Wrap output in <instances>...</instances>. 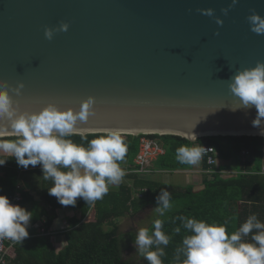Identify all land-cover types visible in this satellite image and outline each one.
<instances>
[{"label":"water","instance_id":"95a60500","mask_svg":"<svg viewBox=\"0 0 264 264\" xmlns=\"http://www.w3.org/2000/svg\"><path fill=\"white\" fill-rule=\"evenodd\" d=\"M0 0V80L22 106L96 104L83 134L264 136L231 77L264 61V0ZM212 7L214 17L197 11ZM69 23L45 38L46 27ZM219 31V35H217ZM24 83L21 95L12 91ZM236 108V109H234ZM11 131L3 136H13Z\"/></svg>","mask_w":264,"mask_h":264},{"label":"clouds","instance_id":"9594fccd","mask_svg":"<svg viewBox=\"0 0 264 264\" xmlns=\"http://www.w3.org/2000/svg\"><path fill=\"white\" fill-rule=\"evenodd\" d=\"M238 2L231 0V4L221 11L228 15ZM197 11L214 17L218 25L224 23L212 7ZM247 21L252 32L264 35V15L253 10ZM69 26V23L61 22L55 28L46 27L45 38L52 40L57 32L68 31ZM216 34L219 35V31ZM23 88L21 81L12 91L21 95ZM229 88L243 108L255 106L257 114L252 124L264 135V61L237 71L230 79ZM95 104V97L89 96L78 108L56 103L22 106L10 94L8 82L0 80V166L10 157L24 168L40 165L44 179L52 181L49 195L56 197L63 206H75L78 198L87 204L103 199L109 186H119L127 174L120 166L127 154V146L117 129L106 130L89 140L78 128V124L88 121ZM8 131L14 134L13 137L3 136ZM77 134L82 142L70 139ZM201 154L198 147L176 149V159L181 164L196 165ZM156 200V211L161 216L172 208L171 194L166 189L161 190ZM32 216L26 207L14 204L6 194H0V239L23 243L29 236ZM177 219L189 233L176 249L174 259L177 264H264V223L255 214L231 234L226 228L227 221L217 224L184 216ZM163 227V221L156 219L154 230L141 228L135 236L134 244L149 264H162L164 247L170 243V236ZM180 231V227L175 229L176 233ZM249 234H252L250 242L243 239Z\"/></svg>","mask_w":264,"mask_h":264},{"label":"trees","instance_id":"16d2710c","mask_svg":"<svg viewBox=\"0 0 264 264\" xmlns=\"http://www.w3.org/2000/svg\"><path fill=\"white\" fill-rule=\"evenodd\" d=\"M102 134L104 133L84 135L90 140L95 135ZM121 135L127 146V154L120 165L128 162L134 166L133 159L144 136L158 140L165 149V153L152 162L153 171L193 170L195 165L177 161L176 149L180 146L211 145L218 151L220 160L233 159V163H217L210 167L207 159L202 158L200 164L205 173L200 189H196L192 184L174 189L160 182L141 179L133 173L129 176L133 178L132 186L123 183L116 188L109 186L107 195L92 204L78 198L76 205L72 207L80 208L82 217L70 220V227L65 232L68 243L61 251H56L49 234H37L30 230L32 236L29 233L23 243L7 244L11 248L7 252L5 264H149L147 259L140 262L133 256H125L126 236L121 231L117 219L136 214L147 203L158 205L156 197L162 189L169 191L171 203L178 205L156 218L163 221L162 230L170 236L169 245H161L165 251V255L161 257L162 264H177L174 259L176 249L189 234L177 217L196 218L217 224L227 221L229 234L237 231L253 214L264 223V173L261 172L264 166V136H202L193 141L174 134ZM70 139L77 143L82 142L79 134ZM245 151L248 155L243 153ZM210 169L211 172L207 173ZM226 170L236 172L227 173ZM22 172L41 173L42 169L40 165L21 167L14 157H10L0 166V194H6L10 198L20 193L23 197L21 204L28 200L29 195L28 189L21 190L18 186ZM139 193L142 197L137 196ZM87 215V219L83 221ZM54 217L56 216L47 215V227ZM153 222L150 231L154 230ZM177 227L181 228L179 233L175 232ZM251 235L243 239L250 242Z\"/></svg>","mask_w":264,"mask_h":264},{"label":"crops","instance_id":"0c3cea01","mask_svg":"<svg viewBox=\"0 0 264 264\" xmlns=\"http://www.w3.org/2000/svg\"><path fill=\"white\" fill-rule=\"evenodd\" d=\"M226 145H228V143H226ZM139 148H140V146H139ZM219 160L220 159L218 157V161ZM133 162H134L133 167L128 162H124L122 165H120L123 169L126 170V173H127L120 184L123 183V184H127L129 186H132L133 178H130L129 176L134 173V172H132V170L135 167V158L133 159ZM223 163L232 164L233 159H230L228 161H222L221 160L220 163H218V164H223ZM131 167H132V169L130 170ZM231 171H233V170H231ZM225 172H230V171L226 170ZM173 173H176V174L183 173L184 175L187 176L188 180L191 181L190 183H192V185H194L196 189L202 188L203 174L205 173V171L202 170L200 160L195 165L193 170H179V171H174V172H171V171H153L151 174L146 175V176L139 175V174H137V175L141 179H148V180H152V181H156V182L166 184L172 188H173V186H175L177 188L180 185H175V183L173 182L174 176L171 175ZM23 174L42 176L43 172H41V173L40 172L39 173L22 172L21 175H23ZM134 174H136V173H134ZM193 180H195V182ZM110 186L115 187V188L118 187L115 185H110ZM187 186H189V184H187ZM19 188L21 190H27V189L29 190L28 200L23 201V203L21 204V206L26 207L29 211H31L33 213V216L31 218V222H30V225L28 228L29 233L31 232L30 230H34V232H36L38 234L40 232V228L42 226H44L46 228V232H48V234L50 235L49 237L51 238L56 251L57 252L61 251L68 243L65 232L70 227V220L73 218H81L82 217V210L80 208H74L70 205L69 206L61 205L60 203H58V200L56 197L49 195L48 191L45 193L43 192V194H41L38 191V194H36L28 186H21L20 185ZM147 205H152V207L154 209V213H155V215H157L156 216V218H157L160 214L156 211V207L158 205H155V204L147 203L146 205H143L142 208L138 212H140ZM138 212H136V213H138ZM48 214L50 216H56V217H54L52 223L50 225H48V227H47L46 223H47V215ZM134 215L117 219L118 224L120 226V229H121V224L124 223L126 220H128L129 217H132ZM87 217H88V215L83 218V221H85L87 219ZM153 221H151L150 225L148 226L149 230H150V227H151V224ZM66 223H67V226H65ZM131 232L137 234V232L135 230H133L132 228L129 229L127 232H123V234H125V236L127 237L128 233H131ZM30 236H32V234ZM9 249H8V251H9ZM6 258H7V255H6Z\"/></svg>","mask_w":264,"mask_h":264},{"label":"rangeland","instance_id":"374dc122","mask_svg":"<svg viewBox=\"0 0 264 264\" xmlns=\"http://www.w3.org/2000/svg\"><path fill=\"white\" fill-rule=\"evenodd\" d=\"M244 153V152H243ZM245 154V153H244ZM243 154V155H244ZM246 155V154H245ZM221 160L218 161L220 163ZM203 174V173H202ZM174 176L173 182L175 185H180L182 187L187 186V184L191 185V181L188 180L187 176L183 173H173L171 174ZM195 182V180H193ZM28 186L31 188L36 194H38V191L43 194V192H47L48 188L52 186L51 180H45L40 175H27L23 174L19 177V183L18 186ZM174 189H176L175 186H173ZM172 207L176 208L178 205L177 203L172 202ZM157 215L154 213V209L152 205L145 206L140 212L136 213L134 216L129 217L128 220H126L124 223L121 224V231L127 232L129 229H133L138 233V230L141 228H148L150 225V222L153 221L156 218ZM67 226V223L65 224ZM136 234L131 232L128 233L127 237L124 239L126 240V247H125V256L131 257L137 261H143L145 257L137 250V247L134 244ZM134 240V241H133Z\"/></svg>","mask_w":264,"mask_h":264},{"label":"built area","instance_id":"2783aa9c","mask_svg":"<svg viewBox=\"0 0 264 264\" xmlns=\"http://www.w3.org/2000/svg\"><path fill=\"white\" fill-rule=\"evenodd\" d=\"M199 148L202 152L200 160L205 157L207 159V164L210 167L218 163V151L215 149V147L211 145H204ZM164 153L165 149L158 140L147 136L142 137L139 152L135 157V167L132 172L144 176L151 174L153 172L152 162ZM244 153L248 155V152L245 151ZM206 172L210 173L211 169ZM235 172L236 171H230L227 173ZM261 172L264 173V166L262 167ZM137 196L142 197V194L139 193ZM10 200L14 204L21 205L23 197L20 193H16L15 195L10 197ZM39 233L48 234L44 226L40 228ZM13 242L14 241H11L9 239H0V264H5L7 262L6 255L9 249V246L7 244H13Z\"/></svg>","mask_w":264,"mask_h":264}]
</instances>
